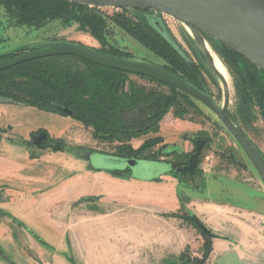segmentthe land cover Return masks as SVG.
I'll list each match as a JSON object with an SVG mask.
<instances>
[{
	"label": "rangeland",
	"instance_id": "rangeland-1",
	"mask_svg": "<svg viewBox=\"0 0 264 264\" xmlns=\"http://www.w3.org/2000/svg\"><path fill=\"white\" fill-rule=\"evenodd\" d=\"M103 10L106 16H131L139 13L133 9L128 12L111 8ZM146 18L149 21L162 22L180 44L188 59L210 68L183 24L152 10L146 13ZM110 28V44L134 54L135 60L160 66L165 64L161 57L115 24L110 23ZM49 40L69 41L96 50L106 49L88 28L81 27L78 23L65 25L62 21L55 20L39 28L14 26L10 24L4 10L0 11V56L9 53L20 54ZM210 47L212 48L211 44ZM212 50L217 56L213 48ZM228 73L231 92L230 116L264 155V122L257 109H254L249 120L241 119L233 77L229 70ZM202 75L209 94L219 105H223L225 90L220 79L206 73ZM131 79L140 84L154 85L136 76H131ZM194 105L195 108L189 110L185 119L175 117L171 111L161 122L158 133L133 140L131 144L139 148L145 139L162 136L164 141L146 155H154V158L150 159L152 162L169 163L175 169L176 166L188 164L189 157L196 148V141L204 139L207 145L199 159L197 173L193 176H176L173 169L157 180L144 181L134 177L137 171L131 168H123L120 174L111 168L97 170L89 161V156L98 154L102 159L106 156L119 157V143L94 138L92 128H86L72 117L30 106L0 103L1 234L9 232L8 230L15 231L14 225L9 224L5 217L16 220L26 226L30 233L46 242V245L40 242L46 251L65 252L72 262L75 259V251H79L80 217L85 213L87 216L94 212L107 214L113 211L114 206L129 208V203L144 202L163 207L165 205L171 215L183 218L184 228L192 233L196 242V247H193L192 251H186L184 258L192 260L195 253L199 257H193V260H201L207 240L184 217L205 208V203L213 202L219 203L215 211L217 215L235 217L236 212L243 214V211L225 206L237 204L251 209L255 207L253 210L263 213L258 216L264 217V182L242 147L224 128L219 118L201 103L194 101ZM39 130L46 131L50 136L47 148L39 149L31 143V135ZM58 141L64 142V150H52L57 147ZM98 162L99 166L106 163ZM135 209L138 210V207ZM246 210L244 214L251 216L248 208ZM203 222L213 233L212 223ZM257 224L264 233L259 221ZM70 225H73V228L70 229ZM102 229L96 224H89L87 236L96 238L103 233ZM39 238L35 239L39 242ZM23 244L25 247L30 245L26 242ZM25 247L21 246V257L18 260L15 258L19 264H27L29 249ZM88 247L90 246L87 245L86 249ZM206 261L207 259L203 264ZM0 264L9 263L0 259Z\"/></svg>",
	"mask_w": 264,
	"mask_h": 264
},
{
	"label": "trees",
	"instance_id": "trees-1",
	"mask_svg": "<svg viewBox=\"0 0 264 264\" xmlns=\"http://www.w3.org/2000/svg\"><path fill=\"white\" fill-rule=\"evenodd\" d=\"M1 10H4L10 24L14 26L39 28L55 20L65 25L78 23L88 28L106 47L97 51L134 59V54L110 44V23H113L161 57L165 62L164 68L204 92L209 94L202 74H209L213 78L216 76L204 64H195L188 59L162 22L149 21L146 13L151 10L148 9H133L139 13L131 16H106L103 9L61 0H0ZM206 38L233 77L241 119L249 120L254 109H257L264 122V72L213 37ZM14 56L16 53L1 55L0 62ZM131 76L154 85L140 84L132 80ZM194 101L190 96L155 79L101 66L76 56L39 58L0 71V103L30 106L72 117L86 128H92L94 138L118 142V158L123 159L151 161L154 155L146 154L151 153L164 138H147L139 148H135L132 141L158 133L161 122L171 111L175 117L185 119L189 110L195 108ZM64 109L73 115L66 114ZM64 145L63 141H58L57 147L52 150L62 151ZM183 174L191 175L176 172V176ZM242 207L251 209L244 205ZM184 218L207 240L203 258L193 260L194 264H203L209 257L211 239L215 235H206L191 216L186 215Z\"/></svg>",
	"mask_w": 264,
	"mask_h": 264
},
{
	"label": "water",
	"instance_id": "water-1",
	"mask_svg": "<svg viewBox=\"0 0 264 264\" xmlns=\"http://www.w3.org/2000/svg\"><path fill=\"white\" fill-rule=\"evenodd\" d=\"M81 4L97 9H148L169 16L183 24L193 38L209 67L220 79L225 90L223 105L199 87L168 71L163 66L135 59L121 58L99 52L91 47L69 41H46L12 59L0 62V71L21 63L53 56H76L98 65L120 70L126 73L155 79L171 88L190 96L212 111L221 121L224 128L235 138L252 162L264 182V155L249 135L230 116L231 92L226 78L217 70L214 58L208 49L206 36L213 37L229 50L241 55L248 62L264 72V0H61ZM210 45V44H209ZM218 56V55H217ZM72 116L69 110H63ZM47 134L34 137V144L41 146ZM196 148L189 157L188 164L176 166L138 159H123L106 156L90 157L93 166L98 170L119 171L123 168L135 169L137 179L153 181L164 173L175 170L195 175L198 162L206 141L198 139ZM101 159V160H100ZM98 161L106 162L98 165ZM111 168V169H108ZM197 226L208 236L213 233L196 213L190 214Z\"/></svg>",
	"mask_w": 264,
	"mask_h": 264
},
{
	"label": "crops",
	"instance_id": "crops-1",
	"mask_svg": "<svg viewBox=\"0 0 264 264\" xmlns=\"http://www.w3.org/2000/svg\"><path fill=\"white\" fill-rule=\"evenodd\" d=\"M129 205V208L113 205L111 213L94 212L89 216L85 213L80 217L79 251H75L73 263L65 252L46 251L40 244L46 245L43 239L30 233L23 224L5 217L9 224L14 225L15 231L5 228L9 232H0V259L9 264H19L15 260L21 257V246L25 247L23 243L26 242L30 244L25 247L29 249L27 264H194L193 257H199L198 254L194 253L192 260L184 258L186 251L196 247V242L192 233L184 228L183 218L171 215L165 205L144 202ZM204 205L205 208L195 213L201 220L212 223L215 235L205 264H264V233L258 227V218H255L262 212L248 209L251 216L247 217L244 214L246 208L227 204L225 206L244 212H236L235 217H231L215 214L218 202ZM128 209L130 211L127 212ZM117 215L119 217H115ZM89 224L103 228V233L96 238L87 236ZM33 236L39 238V242ZM87 245L90 247L86 249Z\"/></svg>",
	"mask_w": 264,
	"mask_h": 264
},
{
	"label": "flooded vegetation",
	"instance_id": "flooded-vegetation-1",
	"mask_svg": "<svg viewBox=\"0 0 264 264\" xmlns=\"http://www.w3.org/2000/svg\"><path fill=\"white\" fill-rule=\"evenodd\" d=\"M49 41H51V40H49ZM43 42H46V41H43ZM32 50H34V49H30V50H27V51H24L23 53H16V56H19V55H22V54H24V53H26V52H28V51H32ZM16 56H14V57H16ZM13 57V58H14ZM10 59H12V58H10ZM7 60H9V59H7ZM46 133L47 134V132L46 131H44V130H39L38 132H35L34 134H32L31 135V143L32 144H34V141H33V139H34V137H39L42 133ZM49 139H50V136L47 134V137H46V139L44 140V141H42L41 142V146H37V145H35L36 147H38L39 149H44V148H47V145H48V143H49ZM206 145H207V141H206V144H205V147H206ZM204 147V148H205ZM97 156L98 154H92V156H89V161L91 162V164L93 165V163H92V161H91V159H90V157H92L93 158V156ZM98 170V169H97ZM122 171L123 170H119V171H116V172H118L119 174L120 173H122Z\"/></svg>",
	"mask_w": 264,
	"mask_h": 264
},
{
	"label": "bare ground",
	"instance_id": "bare-ground-1",
	"mask_svg": "<svg viewBox=\"0 0 264 264\" xmlns=\"http://www.w3.org/2000/svg\"><path fill=\"white\" fill-rule=\"evenodd\" d=\"M208 49L211 52L214 61H215V65L217 70L226 78V80L229 83V73L228 70L226 69V67L224 66V64L221 62V60L214 54L212 48L210 47V45L208 44Z\"/></svg>",
	"mask_w": 264,
	"mask_h": 264
},
{
	"label": "built area",
	"instance_id": "built-area-1",
	"mask_svg": "<svg viewBox=\"0 0 264 264\" xmlns=\"http://www.w3.org/2000/svg\"><path fill=\"white\" fill-rule=\"evenodd\" d=\"M258 221L261 224V226L264 228V217L258 216Z\"/></svg>",
	"mask_w": 264,
	"mask_h": 264
}]
</instances>
